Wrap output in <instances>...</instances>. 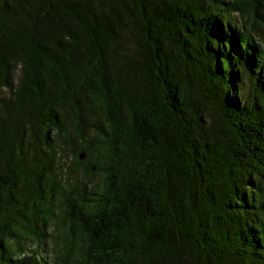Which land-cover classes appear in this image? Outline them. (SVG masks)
Returning <instances> with one entry per match:
<instances>
[{
	"label": "trees",
	"instance_id": "1",
	"mask_svg": "<svg viewBox=\"0 0 264 264\" xmlns=\"http://www.w3.org/2000/svg\"><path fill=\"white\" fill-rule=\"evenodd\" d=\"M259 25L264 0H0V264H264Z\"/></svg>",
	"mask_w": 264,
	"mask_h": 264
},
{
	"label": "rangeland",
	"instance_id": "2",
	"mask_svg": "<svg viewBox=\"0 0 264 264\" xmlns=\"http://www.w3.org/2000/svg\"><path fill=\"white\" fill-rule=\"evenodd\" d=\"M241 20H243V18H241ZM261 28H263V27H261L260 25L258 26V33L259 34H262L263 33V31H264V29H261ZM263 30V31H262ZM36 243V242H35ZM49 254H48V256H49V258H51L52 257V252H48Z\"/></svg>",
	"mask_w": 264,
	"mask_h": 264
}]
</instances>
